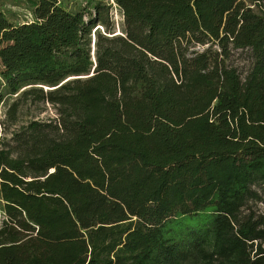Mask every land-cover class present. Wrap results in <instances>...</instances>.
Here are the masks:
<instances>
[{
    "label": "trees",
    "instance_id": "16d2710c",
    "mask_svg": "<svg viewBox=\"0 0 264 264\" xmlns=\"http://www.w3.org/2000/svg\"><path fill=\"white\" fill-rule=\"evenodd\" d=\"M0 11V264H264L262 0ZM248 50L245 77L231 57Z\"/></svg>",
    "mask_w": 264,
    "mask_h": 264
},
{
    "label": "rangeland",
    "instance_id": "374dc122",
    "mask_svg": "<svg viewBox=\"0 0 264 264\" xmlns=\"http://www.w3.org/2000/svg\"><path fill=\"white\" fill-rule=\"evenodd\" d=\"M61 4L68 10L76 11L87 5L92 0H60ZM113 3L114 0H105ZM264 6V0H262ZM0 11L4 12L8 19L14 23H22L32 19L30 7L26 0H0ZM111 15L118 24L121 21V13L113 3ZM233 64L242 72L245 77L246 71L250 66V58L248 50H237L231 57ZM1 69V65H0ZM15 97H8L0 105V147L3 140L11 138L12 133L21 126L28 124L32 120L48 121L55 118V108L50 104L42 101L32 102L30 100H20L15 106V116L8 115L12 109L10 106L14 102ZM253 209L258 214H264V203L253 204Z\"/></svg>",
    "mask_w": 264,
    "mask_h": 264
}]
</instances>
